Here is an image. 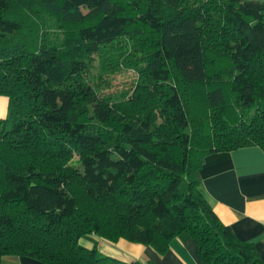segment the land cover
Returning <instances> with one entry per match:
<instances>
[{
	"label": "trees",
	"instance_id": "16d2710c",
	"mask_svg": "<svg viewBox=\"0 0 264 264\" xmlns=\"http://www.w3.org/2000/svg\"><path fill=\"white\" fill-rule=\"evenodd\" d=\"M44 15L60 43L38 42ZM124 37L142 77L110 102L85 76ZM0 94V264H135L81 244L92 233L160 254L184 234L202 264H264L197 177L208 154L264 149V0H0Z\"/></svg>",
	"mask_w": 264,
	"mask_h": 264
},
{
	"label": "crops",
	"instance_id": "0c3cea01",
	"mask_svg": "<svg viewBox=\"0 0 264 264\" xmlns=\"http://www.w3.org/2000/svg\"><path fill=\"white\" fill-rule=\"evenodd\" d=\"M10 114L9 98L0 94V119ZM200 191L218 219L240 240L252 243L264 260V149L257 145L208 154L197 172ZM100 253L135 264H202L191 238L174 237L165 253L121 238L97 234L80 240ZM2 264H45L28 256H6Z\"/></svg>",
	"mask_w": 264,
	"mask_h": 264
},
{
	"label": "rangeland",
	"instance_id": "374dc122",
	"mask_svg": "<svg viewBox=\"0 0 264 264\" xmlns=\"http://www.w3.org/2000/svg\"><path fill=\"white\" fill-rule=\"evenodd\" d=\"M41 15H43L41 13ZM45 26L35 36L40 44H58L64 37V28L57 25L55 21L47 15L43 16ZM125 40H119L120 43L114 47L106 48L109 56L95 54L90 61L89 69L86 73V80L97 90L99 96L110 102L121 100H129L132 92L136 91V83L140 81L142 73L136 68L137 62L132 60L130 65V57L133 54ZM139 56V55H138ZM135 59V58H134ZM86 118V117H84ZM87 119V118H86ZM116 129L109 131V135H113ZM81 158L78 154L65 158V166L81 167ZM95 234V233H92Z\"/></svg>",
	"mask_w": 264,
	"mask_h": 264
}]
</instances>
